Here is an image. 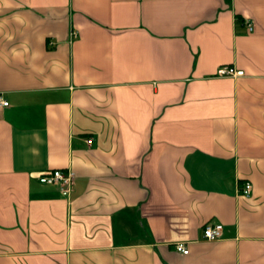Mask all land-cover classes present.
Wrapping results in <instances>:
<instances>
[{
	"label": "crops",
	"instance_id": "crops-1",
	"mask_svg": "<svg viewBox=\"0 0 264 264\" xmlns=\"http://www.w3.org/2000/svg\"><path fill=\"white\" fill-rule=\"evenodd\" d=\"M0 93V264H264V0H0Z\"/></svg>",
	"mask_w": 264,
	"mask_h": 264
},
{
	"label": "built area",
	"instance_id": "built-area-1",
	"mask_svg": "<svg viewBox=\"0 0 264 264\" xmlns=\"http://www.w3.org/2000/svg\"><path fill=\"white\" fill-rule=\"evenodd\" d=\"M251 29V26H249ZM218 76H235L240 77L244 75L243 70H236L230 66L220 67L217 70ZM9 106V102L4 99L0 93V107ZM39 181L44 185H53L59 188L63 196H68L75 181V173L70 169H53L43 172ZM252 190V185L246 182L242 188V193L245 196H249ZM223 226L219 223H207L203 227V237L207 240H217L222 237ZM175 249L179 252L187 254L189 252L186 244L178 242L175 245Z\"/></svg>",
	"mask_w": 264,
	"mask_h": 264
}]
</instances>
